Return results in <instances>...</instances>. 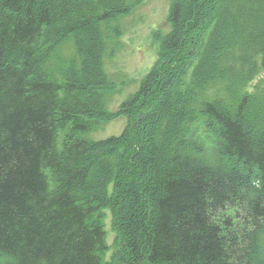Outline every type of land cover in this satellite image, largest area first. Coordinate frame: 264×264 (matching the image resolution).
<instances>
[{
  "label": "trees",
  "instance_id": "trees-1",
  "mask_svg": "<svg viewBox=\"0 0 264 264\" xmlns=\"http://www.w3.org/2000/svg\"><path fill=\"white\" fill-rule=\"evenodd\" d=\"M139 2L0 0V264H264V0H171L109 111Z\"/></svg>",
  "mask_w": 264,
  "mask_h": 264
},
{
  "label": "rangeland",
  "instance_id": "rangeland-1",
  "mask_svg": "<svg viewBox=\"0 0 264 264\" xmlns=\"http://www.w3.org/2000/svg\"><path fill=\"white\" fill-rule=\"evenodd\" d=\"M171 0H140L139 4L121 19L123 34L121 46L112 60L105 63V71L113 84L110 99L106 103L109 111L117 110L121 102L126 100L139 87L143 76L149 71L157 56V45L153 42L152 33L161 29L168 30L166 19ZM125 117H119L103 124L92 131L88 137L99 140L111 135H118L125 127ZM168 155H164V160ZM163 161V160H162ZM155 168L163 169V164L156 163ZM154 179H159L154 175ZM105 217L106 242L111 245L114 232L111 229L110 215ZM112 250L107 252L109 258Z\"/></svg>",
  "mask_w": 264,
  "mask_h": 264
}]
</instances>
